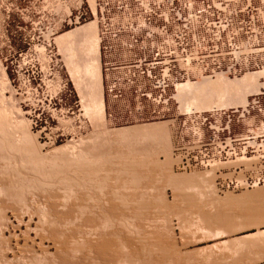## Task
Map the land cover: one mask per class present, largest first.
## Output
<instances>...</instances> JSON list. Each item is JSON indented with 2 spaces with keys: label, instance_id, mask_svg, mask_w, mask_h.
<instances>
[{
  "label": "rangeland",
  "instance_id": "1",
  "mask_svg": "<svg viewBox=\"0 0 264 264\" xmlns=\"http://www.w3.org/2000/svg\"><path fill=\"white\" fill-rule=\"evenodd\" d=\"M89 4H93V2L91 0H0V264H108L109 262L110 264H129V260L130 264H152L153 260V264H264V233H262L264 229V197L258 200L249 199L252 193L254 194L257 190L264 189V95L261 96L259 104H236L241 98V95L237 92L238 90L236 91L235 89L236 87H233L232 90L226 89V87L223 89L214 88L210 92L211 94L214 90L216 92L214 91L212 95L208 94V98L211 96L208 101L212 99L211 101L215 103L218 101V98L224 97L225 93L226 97L231 99L237 92L234 96L235 101L233 100L235 103L226 107L215 106L212 109L185 111L180 99L177 97V86L187 81L201 82L200 80L202 79L183 80L176 85H172L167 90L166 97L160 100L155 99L159 94V90L155 88L153 81L148 82L146 86L141 85L137 81L132 82L128 78L126 68H112L102 62L100 63V71L105 99V115L101 117V115H96L97 112L95 115H93L94 113H89L87 110L88 106H86L87 103H85L87 101L86 98L91 97L90 99H93L94 95L99 92L96 86L97 83L94 85L95 79H91L90 75H93L92 72L90 74V70L86 68L87 63H89L86 60V51L89 49L81 41L80 44L74 46L76 48L73 47L69 53L63 54L60 52L56 42L60 34L79 29L91 22L92 19H90L89 15L83 16L79 22H75V16L80 12L89 10ZM68 59L71 60L70 64ZM71 65H77V69L80 68L77 71L79 74L81 73L80 78L84 81L83 85L86 86L87 90L85 92L87 94H82L74 81L70 73ZM137 71H141V69ZM218 75L220 73L208 78L215 79ZM224 75L232 81H236L244 76H233L228 73H224ZM88 76V79L83 78ZM259 82L261 84L260 80ZM144 87L147 90H144ZM144 92H152L153 96L147 97L143 94ZM236 95H239L238 97L240 98H237ZM252 98L253 94L247 97V101H251ZM236 108H239L238 111H234ZM200 112L208 115L217 113V121L214 122L212 120V124L216 125L217 128L227 126L226 130L221 129L222 131H217V139L226 141L229 146L237 147L239 151H243L242 157L238 156L237 159L232 157L227 162H214L209 164L202 162L195 167L182 163L181 157L188 154L189 146H191L195 136H198L197 132L202 133L203 139L206 142L207 139L209 141V138L213 135V131L216 130L210 127V122H208L207 126L193 119ZM159 123H163L165 126L167 125L166 128L162 126L166 134L164 131H161L163 134L159 131L163 130L161 127L162 129L159 128L158 130V133L161 134H158V136L157 133L151 134L155 138L150 137L151 135H146V137L145 135H142L143 137L141 135L134 137L135 135H133V138H127L124 141L117 139L114 134H110V131H114L115 128H128ZM104 126L106 129H110L109 132H105L106 129H103ZM97 131L98 133H95ZM113 131L111 132L113 133ZM167 133L169 134L167 135ZM97 135L98 137H96ZM161 136L164 137V140ZM104 137L106 138L107 144L105 143ZM169 137L171 140L167 139ZM152 138L157 140H153ZM22 139L24 141H21ZM140 139L141 143H138ZM101 140H104L102 141L104 144L101 143ZM111 140H113L112 142L115 141V145L110 144L112 143ZM98 143H100L99 148ZM131 143L133 146L129 145ZM85 145H87L86 149L88 151L84 149ZM120 145L127 147H120ZM133 147L134 149H132ZM95 148L98 152L95 151ZM140 148L143 150H140ZM82 150L85 151L84 155L81 153ZM100 151H102L101 154H99ZM73 152L75 154L77 152V154L75 155ZM80 153L83 157L85 156V159L86 157L89 158L84 159L85 162L82 161L79 155ZM37 154L41 157L40 159L39 157L37 158ZM91 154L94 156L92 157ZM97 154L104 157L101 158ZM67 156L71 158L73 156L72 161L71 158H69L70 160L66 158ZM74 156L77 158L74 159ZM127 156H129L128 159ZM63 157H65L66 162ZM94 157L97 161L99 158L103 164L99 161L98 163ZM129 158L130 161H128ZM133 158H137V161L135 159L133 160ZM116 159L124 160L118 161ZM67 160L73 166L67 163ZM110 160L113 162V165ZM74 161H77V163L83 162L82 164L89 162V164H86L88 165V171H86V166V168H81L83 170H80L79 168L82 164L80 163V165L75 162L77 164L76 166L73 163ZM94 161L97 164L95 168ZM134 161L138 164L135 165L136 163L134 164ZM119 162H121V165ZM164 162L168 166L170 163L171 168H169L170 166H165ZM55 163L57 167H55ZM66 165L71 166V168H66L68 167ZM111 165L114 168L110 167V169L109 166ZM132 165H135V167ZM60 166H64L62 167L63 170L62 168L60 169ZM118 166L120 168L123 166V169H120ZM82 167L84 166L82 165ZM124 167H126V174L123 172ZM90 168H94L92 171L96 170L97 172L88 173L91 172ZM118 168L123 170V174L120 173L121 171ZM76 169L77 172L75 171ZM162 169L163 171H167L164 173ZM64 170L67 172L65 171V173ZM78 170H80L79 173ZM98 170L100 172L103 171V173L101 172L100 175ZM131 170L134 172L138 170L135 173L138 176L133 175L134 172ZM72 171H75L74 173L77 174L72 173ZM210 171L214 174L212 175ZM54 172L59 175V177L56 175L59 179L55 177ZM193 172L199 173L198 177L193 179L194 181L176 183L173 180L174 178H172L174 175L191 174ZM206 172L209 175L208 177H206ZM108 173L111 178L107 176ZM115 173L117 174L115 175ZM50 174H52V177ZM82 174H85L86 177L82 176ZM94 174L98 176L92 179ZM69 175H72L71 179ZM78 175L85 178H80ZM89 175L92 176L90 177ZM117 175L118 178H123V176L124 178L118 179ZM126 175L130 176V178ZM20 176L23 177V180ZM17 177L19 179L16 181ZM62 177H65L64 180ZM105 177L108 178L106 179ZM140 177H142L141 180ZM67 178L69 179L66 181ZM74 178L78 181V184ZM135 179H139V182ZM13 180L16 181L14 183L17 185L13 183ZM29 180L33 185L40 183V185H35L38 189L35 186L32 187V184H29ZM93 180L96 183H93ZM54 183H59L60 185H52ZM67 183L71 187H68L69 185ZM92 183L97 184L98 187H96L97 185H94V187ZM10 184L15 186L18 192L16 189V191L11 192L12 189L9 188L11 186ZM102 184L105 186L102 187ZM113 184L115 186L117 184L116 188ZM21 185H25V187L22 186L24 187L22 189L20 187ZM64 185L65 187H63ZM78 185L85 186L80 187ZM4 186H7L9 189ZM58 187H63V189H58ZM20 189L21 191L23 190L22 193H19L21 192L19 191ZM64 189L66 190L64 191ZM102 189L104 190L101 191ZM5 190L7 191L5 192ZM8 190H11L10 193H13L12 196H10L11 194L8 193ZM71 190H76L74 191L76 195L73 192L71 193ZM119 192L121 193L119 194ZM18 193L23 195L20 196ZM68 193L70 197L67 196ZM125 193L127 194L125 195ZM228 194L238 195L241 203L237 205L233 202L225 209V212L227 211L228 215H230L228 235L214 237L213 233L218 228V225L212 220V217H214L212 214L216 208H219V200ZM9 197H12V199L15 198V201ZM123 199L126 200L124 201ZM126 201L127 204L125 203ZM66 204H69V206L67 207ZM110 204L116 206L113 207ZM104 206L106 207V211H111L107 209L108 207H113L114 209H111L117 211H115L116 213L111 214L110 212L109 214L105 211ZM84 207H86V210ZM71 208L75 210H71ZM58 213L61 214L59 215ZM218 215L220 217L223 213ZM78 218L80 222L77 221ZM94 219L96 220L95 222L98 221V225L93 221ZM101 223L104 225L103 228ZM95 225L101 228L99 229L97 227V229ZM75 226H78L77 229L79 232L75 229ZM71 227L74 229H71ZM65 235L67 237L66 239ZM110 235L111 237H108ZM121 236L123 237L122 240L126 238L124 243L120 240ZM93 237H96L97 240ZM237 238L245 239L241 244L231 242L225 245L223 243V240L228 239V241H231ZM107 239H110L113 243L106 244L108 248L110 247L113 252H117L112 253V250H108L105 245L106 250H104L111 253V257L108 256V252V254H104L105 256L101 254L105 251H101L103 247L101 248L100 244H98L102 243V246V241L105 240L104 242L106 243ZM155 241H158V245L161 247ZM78 243L80 246L83 245L81 246L83 249ZM125 243H128V245L122 246ZM75 244L82 249L81 253L76 251L80 250V248L78 249L77 246L75 248ZM71 245L74 246L71 247ZM84 245H87L86 248L92 247L94 251H97L94 252L90 250L91 248L86 249ZM142 245L145 246L143 247ZM150 245L154 249L152 247L149 248ZM99 247L101 250L98 249ZM129 248L132 249L130 250ZM70 249L71 252L69 251ZM118 249H121L120 254L124 253V257L121 256L120 258L118 256L120 255L118 254ZM155 249L158 251H155ZM137 250L142 253H139ZM75 251L78 255L75 254ZM130 251H134L135 253H131ZM148 251L150 253L152 252L151 255ZM127 252L130 254L127 255ZM155 252L157 253L155 254ZM133 254L135 255L132 256ZM138 254L142 256L139 258L140 260L138 259ZM159 255L161 260L159 259ZM144 257L146 260L149 258L145 263L142 261ZM100 258L101 260H99ZM156 258H158L157 262L155 261Z\"/></svg>",
  "mask_w": 264,
  "mask_h": 264
},
{
  "label": "built area",
  "instance_id": "2",
  "mask_svg": "<svg viewBox=\"0 0 264 264\" xmlns=\"http://www.w3.org/2000/svg\"><path fill=\"white\" fill-rule=\"evenodd\" d=\"M86 15L98 23L104 64L126 68L132 82L146 86L153 81L159 90L155 99H164L170 86L183 80L221 72H261L262 88L248 105L259 104L264 95V0H94L75 22ZM216 115H195L194 120L207 126L210 122L216 130L206 142L196 131L182 163L195 167L243 156L237 147L217 139V131L227 126L212 124Z\"/></svg>",
  "mask_w": 264,
  "mask_h": 264
},
{
  "label": "bare ground",
  "instance_id": "3",
  "mask_svg": "<svg viewBox=\"0 0 264 264\" xmlns=\"http://www.w3.org/2000/svg\"><path fill=\"white\" fill-rule=\"evenodd\" d=\"M91 1L94 2V0H91ZM81 41H82V42H81ZM56 42H57V44H58V46H59V49H60V52H61V53H62V52H63V53H64V52L67 53V52H68L67 50H69V51L72 50V48H73L75 45L80 44V42H81V43L84 42V43L86 44V47H88L89 52H90V53H89V54H90L89 56H90L91 58L88 56V58L90 59V61H89V59H88V62H89V63H87L88 65L86 64V65H87L86 68H87L88 70H90V74H91V72H92L93 75H90V76H91V79H92V78L95 79V82H94V81H93V82H94V85H95V83H97L96 86H97L99 92H97L96 95H94V98H93V99H90L91 97L88 98V99L86 98L87 101H85V103H87L86 106H88V108H87V107H86V108H87V110H88L89 113H94L93 115H95V113L97 112L96 115H99V116L101 115V117L104 116V115H105V113H104V112H105V101H104L103 86H102V85H103V84H102V76H101V71H100V62H99V52H100V47H99V45H100V44H99L98 23H97V21H93V20H91L90 23L85 24L84 26L80 27L79 29H74V30H71V31H68V32H65V33L60 34V35L57 37ZM74 48H76V47H74ZM85 49H86V48H85ZM65 53H64V54H65ZM68 53H69V52H68ZM64 56H65V55H64ZM84 56H85V55H84ZM71 58H72V57H71ZM86 60H87V59H86ZM70 61H71V60L68 59L69 64H70ZM69 64H68V65H69ZM71 66H72V65H71ZM71 66H70V67H71ZM79 67H80V66H79ZM77 68H78L77 65L72 66V67L70 68V69H71L70 73H71V75H72L74 81H75L76 84L78 85V87H79L81 93H82V94L84 93V95H85V93H86L85 90H87V89H86V86L83 85L84 81L80 78V74H81V73L79 74V72L77 71V70H79L80 68H79V69H77ZM87 69H86V70H87ZM86 73H87V72H86ZM88 74H89V73H88ZM261 75H262L261 72H259V73H258V72H256V73H253V72H252V73H247V74L244 75L242 78L237 79L236 81H232V80H230L228 77H226V76L224 75V73H220V75H218L217 78H215V79L203 78L201 82L187 81V82L181 83V84H179V85L177 86V97L180 99V102L182 103V106H183V108H184L185 111H187V110H188V111H189V110H194V109H195V110H204V109H207V108H208V109H210V108L212 109V108L215 107V106H219V107H220V106L222 107V106H224V105H226V106L229 105V106H230V105H232V104L235 103V102H234V101H235V100H234V96H235V94H236L237 92H238V94L241 95V98L238 97L239 95H236L237 98H240V100H238V101L236 102V104H237V103H240V104H245V103H246V104H247V103H248V101H247V97H248L249 95L253 94V93L258 92V91L260 90V87L262 86V83L260 84V82H259V80H260V76H261ZM81 76H82V75H81ZM94 76H95V77H94ZM83 78H84V79H85V78L88 79L89 76H88V77H83ZM89 80H90V79H89ZM88 87H89V86H88ZM92 87H94V86H92ZM225 87H226V89L228 88L229 90H230V89L232 90L233 87H236V88H235L236 91L238 90L235 94L232 93V94H234V96H233V98H231L232 100L229 98L231 101L229 100V101L227 102L226 99H228V97H226V93H225V96H224L226 99L223 100V102H222L221 98L224 99V97H221L220 100H219V101H221V102L218 101L219 103H218V102L215 103L216 105L213 103V101H212L211 103H210V101H208L207 104H204V103H205V102H204V98H205L206 96H203V97H204L203 99L200 98V96L202 97V93H203V92H204L203 95H207V93H205V92H208V94L210 95V94H211L210 91L213 90L214 88H220V89H223V88H225ZM96 90H97V89H96ZM214 91H215V90H214ZM214 91H212V94L214 93ZM218 91H219V90H218ZM215 92H216V91H215ZM225 92H226V91H225ZM231 92H232V91H231ZM92 93H93V92H92ZM229 93H230V92H229ZM86 94H87V93H86ZM212 94H211V95H212ZM214 95H215V94H214ZM219 95H220V94H219ZM84 97H86V96H84ZM206 98H207V97H206ZM206 98H205V101L207 102V99H210L211 96H210V98H207V99H206ZM201 99H202V100H201ZM218 99H219V98H218ZM233 100H234V101H233ZM236 100H237V99H236ZM246 101H247V102H246ZM203 102H204V103H203ZM182 106H181V107H182ZM226 106H225V107H226ZM93 111H94V112H93ZM91 115H92V114H91ZM98 120H99V119H98ZM0 121H1V120H0ZM162 126H164V127L166 128L167 125L165 126V124H163V123H159V124L142 125V126H136V127L133 126V127H128V128H126V127H124V128H118V129L115 128L114 131L111 130V131H113V133L110 131V134H114V136L117 137V139H121V140H124V141H125V139H127V138H128V139L131 138V137L133 138V135H135L134 137H136V136L138 137V135H141V136H142V135H143V136L145 135V137H146V135H149V136H150L151 134H156V133H157V136H158V134H161V133H162L161 131H164L165 134H166V131H165V129H164ZM96 127H97V126H96ZM99 127H100V126H99ZM161 127L163 128V130H159V128H161ZM162 128H161V129H162ZM97 129H98V127H97ZM103 129H106L105 126H104ZM109 130H110V129H109ZM109 130L106 129L105 132L107 133V131L109 132ZM158 130H159L161 133H158ZM167 131H168V130H167ZM28 132H30V131H28ZM95 133H98V131L95 132ZM16 134H17V133H16ZM18 134H19V133H18ZM93 134H94V133H93ZM99 134H100V133H99ZM99 134H98V135H99ZM110 134H109V135H110ZM162 134H163V133H162ZM168 134H169V133H167V135H168ZM90 135H92V134H90ZM98 135H97L96 137H98ZM100 135H103V134H100ZM111 136L113 137V135H111ZM111 136H110V137H111ZM143 136H142V137H143ZM159 136H160V135H159ZM163 136H164V135H163ZM85 137H86V136H85ZM91 137H92V136H91ZM139 137H140V136H139ZM147 137H148V136H147ZM150 137L155 138V136H152V135H151ZM161 137H162V136H161ZM164 137H165V136H164ZM164 137H162V139H163ZM22 138H23V137H22ZM89 138H90V137H89ZM148 138H149V137H148ZM153 138H152V139H153ZM23 139H24V138H23ZM23 139H22L21 141H24V140H25V139H24V140H23ZM86 139H87V138H86ZM92 139H94V138H92ZM96 139H97V138H96ZM101 139H102V138H101ZM107 139H108V138H107ZM111 139H112V138H111ZM136 139H137V138H136ZM136 139H135V140H136ZM152 139H151V140H152ZM167 139H168V140H171L170 137L167 138ZM97 140H98V139H97ZM104 140H105V143H106V138H105V137H104ZM104 140H101V143H102V144H104V143L102 142V141H104ZM109 140H110V139H109ZM121 140H120V142H121ZM148 140H149V139H148ZM153 140H157V139H153ZM160 140H161V139H160ZM163 140H164V139H163ZM25 141H26V140H25ZM107 141H108V140H107ZM112 141H113V140H111V142H112ZM126 141H127V140H126ZM132 141H133V140H132ZM140 141H141V139L138 141V143H139ZM144 141H145V140H144ZM26 142H28V141H26ZM95 142H96V140H95ZM98 142H99V141H98ZM108 142H110V141H108ZM117 142H118V141H117ZM134 142H135V141H134ZM158 142H159V141H158ZM171 142H172V141H171ZM23 143H24V142H23ZM23 143H22V145H23ZM90 143H91V140H90ZM96 143H97V142H96ZM114 143H115V141L112 142V143H110V144L115 145ZM128 143H130V142H128ZM132 143H133V142H132ZM132 143L129 144V145H132ZM138 143H137V144H138ZM140 143H141V142H140ZM146 143H147V141H146ZM166 143H169V142H166ZM30 144H31V143H30ZM36 144H37V143H36ZM87 144H89V142H87ZM91 144H92V143H91ZM99 144H100V143H98V148H99ZM106 144H107V143H106ZM108 144H109V143H108ZM126 144H127V143H126ZM134 144H135V143H134ZM158 144H159V143H158ZM164 144H165V143H164ZM31 145H32V144H31ZM93 145H94V144H93ZM116 145H117V144H116ZM118 145H119V142H118ZM122 145H123V143H122ZM122 145H120V147H124V146H122ZM127 145H128V144H127ZM162 145H163V143H162ZM20 146H21V144H20ZM23 146H24V145H23ZM26 146H27V145H26ZM65 146H66V145H65ZM86 146H87V145H85V148H84V149H86ZM90 146H91V145H90ZM94 146H95V145H94ZM103 146H105V145H103ZM132 146H133V145H132ZM132 146H130V147H132ZM142 146H143V145H142ZM155 146H156V145H155ZM165 146H167V145H165ZM27 147H28V146H27ZM33 147H34V146H33ZM39 147H40V146H39ZM67 147H69V146H67ZM67 147H65V148H67ZM81 147H82V146H81ZM88 147H89V146H88ZM100 147H101V146H100ZM105 147H106V146H105ZM125 147H127V146H125ZM125 147H124V148H125ZM130 147H128V148H130ZM134 147H136V146H134ZM134 147H133L132 149H134ZM138 147H139V146H138ZM147 147H148V146H147ZM162 147H163V146H162ZM30 148H31V146H30ZM35 148H36V147H35ZM37 148H38V147H37ZM92 148H94V147H92ZM96 148H97V147H96ZM96 148H95V151L98 152V150H96ZM101 148L103 149V147H101ZM107 148H108V146H107ZM116 148H117V147H116ZM151 148H152V147H151ZM164 148H165V147H164ZM168 148H169V147H168ZM24 149H25V147H24ZM63 149H64V147H63ZM63 149H62V150H63ZM110 149H112V148L110 147ZM114 149H115V147H114ZM114 149H113V150H114ZM120 149H121V148H120ZM138 149H139V148H138ZM146 149H148V148H146ZM28 150H29V149H28ZM28 150H27V151H28ZM35 150H36V149H35ZM54 150H55V149H54ZM59 150H60V148H59ZM68 150H70V149L68 148ZM73 150H74V149H73ZM86 150H87V149H86ZM91 150H92V149H91ZM100 150H101V149H100ZM118 150H119V149H118ZM125 150H127V149H125ZM125 150H123V151H125ZM130 150H131V149H130ZM140 150H143V149L140 148ZM164 150H165V149H164ZM30 151H31V150H30ZM32 151H33V150H32ZM76 151H77V150H76ZM83 151H84V150H82L81 153L84 155L85 151H84V152H83ZM87 151H88V150H87ZM89 151H90V150H89ZM104 151H105V150H103V152H104ZM34 152H35V151H34ZM101 152H102V151H100L99 154H101ZM106 152H107V149H106ZM106 152H104V153H106ZM108 152H109V151H108ZM110 152H112V151H110ZM117 152H118V151H117ZM121 152H122V151H121ZM134 152H135V151H134ZM137 152H138V151H137ZM143 152H144V151H143ZM73 153H74V152H73ZM81 153H80L79 155L81 156L82 161L85 162V160H86L87 158H89V157H86V159H85V156L83 157ZM90 153H91V152H90ZM93 153H96V152H93ZM93 153H92V154H93ZM104 153H102V154H104ZM118 153H119V152H118ZM122 153H123V152H122ZM124 153H125V152H124ZM129 153H131V152H129ZM140 153L142 154V152H140ZM140 153H139V154H140ZM166 153H167V152H166ZM74 154H75V153H74ZM76 154H77V152H76ZM76 154H75V155H76ZM87 154H88V152H87ZM92 154H91V156L93 157L94 155H92ZM99 154H97V156H98ZM111 154H112V153H111ZM114 155H115V154H114ZM129 155H130V154H129ZM132 155H133V154H132ZM69 156H70V155H69ZM80 156H78V157H80ZM89 156H90V155H89ZM99 156H100V155H99ZM105 156L108 157V155H106V154H105ZM110 156H111V155H110ZM120 156H121V155H120ZM120 156H119V157H120ZM122 156H123V155H122ZM169 156H170V155H169ZM38 157H39V156H38V154H37V158H38ZM100 157H101V156H100ZM103 157H104V156H103ZM103 157H101V158H103ZM111 157H112V156H111ZM111 157H110V158H111ZM124 157H125V155H124ZM128 157H129V156H127V159H128ZM137 157H138V156H137ZM140 157H141V156H140ZM40 158H41V157H39V159H40ZM42 158H43V157H42ZM64 158H65V157H63V159H64ZM66 158L69 159V158H71V157H68V156H67ZM72 158H73V156H72ZM72 158H71V161H72ZM75 158H77V157L74 156V159H75ZM96 158H97V157H96ZM101 158H100V159H101ZM115 158H116V157H115ZM120 158H121V157H120ZM122 158H123V157H122ZM167 158H168V157H167ZM39 159H37V160H39ZM63 159H62V160H63ZM84 159H85V160H84ZM92 159H93V158H92ZM92 159H91V160H92ZM94 159H95V157H94ZM113 159H114V157H113ZM113 159H112V161H113ZM124 159H125V158H124ZM124 159H121V160H124ZM134 159L136 160L137 158H133V160H134ZM142 159H143V158H142ZM142 159H141V160H142ZM64 160H65V159H64ZM69 160H70V159H69ZM69 160H67V163H70ZM79 160H80V159H79ZM79 160H78V161H79ZM91 160H90V161H91ZM95 160H96V159H95ZM102 160H103V161H106V160H104V159H102ZM116 160H118V159H116ZM116 160H115V161H116ZM121 160H118V161H121ZM133 160H132V162H133ZM138 160H139V159H138ZM167 160H168V159H167ZM87 161H89V160H87ZM96 161H97V160H96ZM98 161L101 162V160H99V158H98ZM98 161H97V162H98ZM110 161H111V160H110ZM112 161H111V162H112ZM128 161H130V158H129ZM128 161H127V162H128ZM136 161H137V160H136ZM168 161H169V160H168ZM170 161H172V160H170ZM54 162H55V161H54ZM60 162H62V161H60ZM65 162H66V160H65ZM75 162L77 163V161H74L73 163H75ZM99 162H98V163H99ZM111 162H110V164H111ZM113 162H114V161H113ZM113 162H112V165H113ZM116 162H117V161H116ZM122 162H124V161H122ZM156 162H157V161H156ZM38 163H39V162H38ZM76 163H75V164H76ZM78 163H79V162H78ZM78 163H77V164H78ZM80 163L82 164L83 162H80ZM80 163H79V164H80ZM90 163H92V162H90ZM93 163L95 164V165H94V168H95V166H96L97 164L95 163V161H94ZM101 163H102V162H101ZM106 163H108V162H106ZM119 163H120V165H121V162H119ZM119 163H117V164H119ZM128 163H129V162H128ZM135 163H136V162L134 161V164H135ZM144 163H145V161H144ZM159 163H161V162H159ZM159 163H158V164H159ZM162 163H163V162H162ZM164 163H165V162H164ZM58 164H59V162H58ZM71 164H72V163H70V165H71ZM77 164H76V166H77ZM81 164H80V165H81ZM84 164H85V163H84ZM84 164H82L84 167H82V165L80 166V168H79L80 170H83V169H81V168H86V167L88 166V165H86V164H89V162H87L85 165H84ZM102 164H103V163H102ZM102 164H101V165H102ZM104 164H105V163H104ZM114 164H115V163H114ZM123 164H125V163H123ZM137 164H138V163H136L135 165H137ZM140 164H141V163L139 162V165H140ZM148 164H149V163H148ZM158 164H157V165H158ZM54 165H55V167H57V166H56V163H55ZM68 165H69V164H68ZM68 165H66V166H68ZM90 165H91V164H90ZM107 165H108V164H107ZM112 165L109 166V168L112 167ZM129 165H130V164H129ZM135 165H134V166L132 165V166L135 167ZM170 165H171V164L169 163V166H170ZM172 165H173V164H172ZM42 166H43V165H42ZM42 166H41V167H42ZM71 166H73V165H71ZM71 166H70V167L68 166V167H66V168H71ZM85 166H86V167H85ZM91 166H92V165H91ZM115 166H116V165H115ZM124 166H125V165H124ZM127 166H128V165H127ZM127 166H126V167H127ZM140 166H141V165H140ZM165 166H168V164L165 163ZM169 166H168V167H169ZM38 167H39V166H38ZM38 167H37V168H38ZM62 167H64V166H62ZM62 167L60 166V169H61ZM74 167H75V165H74ZM92 167H93V166H92ZM96 167H97V166H96ZM100 167H101V166H100ZM103 167H104V166H103ZM106 167H107V166H106ZM118 167L120 168V166H118ZM126 167H124V171H123V170H120V169H123V166H122L120 169L118 168V169L121 171L120 173H122V171L125 172V171H126V170H125ZM129 167H130V166H129ZM129 167H128V168H129ZM136 167H137V166H136ZM159 167H160V165H159ZM162 167H163V164H162ZM42 168H44V167H42ZM58 168H59V167H58ZM72 168H73V167H72ZM94 168H92V169H94ZM112 168H114V167H112ZM115 168H117V167H115ZM128 168H127V170H128ZM130 168H131V167H130ZM138 168H139V167H138ZM147 168H148V167H147ZM147 168H145V169H147ZM157 168H158V167H157ZM157 168H156V169H157ZM169 168H171V166H170ZM169 168H168V169H169ZM38 169H40V168H38ZM44 169H45V168H44ZM54 169L56 170V168H54ZM64 169H65V168H64ZM74 169H75V168H74ZM90 169H91V168H90ZM92 169H91V172H88V173H92V172L96 171V170L92 171ZM97 169H98V168H97ZM107 169H108V168H107ZM110 169H111V168H110ZM165 169H167V168H165ZM51 170H52V169H51ZM51 170H50V172H51ZM58 170H59V169H58ZM62 170H63V168H62ZM67 170H69V169H67ZM71 170H72V169H71ZM80 170H78V173H79ZM84 170H85V169H84ZM100 170H102V169L100 168ZM104 170H106V169H104ZM112 170H113V169H112ZM114 170H115V169H114ZM133 170H134V169H133ZM142 170H143V168H142ZM149 170H150V169H149ZM151 170H152V169H151ZM47 171H48V170H47ZM65 171H66V170H64V172H65ZM75 171L77 172V169H76ZM75 171H74V172H75ZM86 171H88V167L86 168ZM89 171H90V170H89ZM98 171H99V170H98ZM116 171H117V169H116ZM116 171H115V172H116ZM129 171H130V170H129ZM131 171H132V170H131ZM136 171H138V170H135V172L132 171V172H134L133 175H135ZM144 171H145V170H144ZM162 171H163V169H162ZM166 171H167V170H166ZM166 171H163V172L165 173ZM171 171H172V170H171ZM57 172H58V171H57ZM66 172H67V171H66ZM66 172H65V173H66ZM68 172H70V170H69ZM74 172L72 171V173H74ZM96 172H97V171H96ZM96 172H95V173H96ZM101 172L103 173V171H101ZM101 172L99 171V174H100ZM110 172H111V170H110ZM127 172H128V171H127ZM146 172H147V171H146ZM208 172H209V171H208ZM44 173H45V172H44ZM59 173H60V170H59ZM65 173H64V174H65ZM70 173H71V172H70ZM81 173H82V171H81ZM112 173L114 174V172H112ZM118 173H119V172H118ZM142 173H143V171H142ZM156 173H157V172H156ZM158 173H159V172H158ZM168 173H169V171H168ZM210 173H211V171H210ZM215 173H216V172H215ZM48 174H49V173H48ZM48 174H45V175L47 176ZM54 174H55V172H54ZM54 174H53V175H54ZM61 174H62V173H61ZM61 174H60V175H61ZM74 174H77V173H74ZM96 174H97V173H96ZM116 174H117V173H115V175H116ZM122 174H123V173H122ZM125 174H126V172H125ZM125 174H124V175H125ZM128 174H129V173H128ZM140 174H141V172H140ZM143 174H144V173H143ZM147 174H148V173H147ZM172 174H173V173H172ZM204 174H205V173H204ZM206 174H207V172H206ZM211 174L213 175L214 173H211ZM56 175H58V174H55V177H57ZM87 175H88V174H87ZM100 175H101V174H100ZM100 175H99V176H100ZM102 175H103V174H102ZM119 175H120V174H119ZM129 175H130V174H129ZM169 175H170V174H169ZM198 175H199L198 172H193V173H191V174H189V175H188V174H186V175H185V174H184V175H179V176L177 175L176 177H179L180 180H181L182 182H185V181L182 180V178L185 179V178L188 177L189 179H194V178L198 177ZM200 175H201V174H200ZM12 176H13V175H12ZM48 176H49V175H48ZM50 176L52 177V174H50ZM66 176H68V174H66ZM66 176H65V177H66ZM71 176H72V175H69V178H70V179H71ZM75 176H76V175H75ZM78 176H79V175H78ZM82 176H85V174H84V175L82 174ZM82 176H81V177L79 176V177H80V178H85V177H86V176H85V177H82ZM89 176L91 177L92 175H89ZM95 176L97 177L98 175H95V174H94L92 179H94ZM104 176H105V175H104ZM107 176L110 177V174L108 173ZM122 176H123V175H122ZM126 176H128V175H126ZM131 176H132V175H131ZM135 176H138V174L135 175ZM170 176H171V175H170ZM174 176H175V175H174ZM202 176H203V175H202ZM208 176H209V175L207 174L206 177H208ZM20 177H21V176H20ZM25 177H27V176H25ZM25 177H24V178H25ZM53 177H54V176H53ZM58 177H59V175H58ZM58 177H57V178H58ZM60 177H61V176H60ZM65 177H64V178H65ZM90 177H89V178H90ZM108 177H107V178H108ZM115 177H116V176H115ZM132 177H133V176H132ZM176 177H175V178H176ZM199 177H201V176H199ZM57 178H56V179H57ZM62 178H63V177H62ZM64 178H63V180H64ZM69 178H67L66 181H67ZM75 178H76V177H75ZM75 178H74V180L76 181ZM98 178H99V177H98ZM105 178H106V177H105ZM107 178H106V179H107ZM110 178H111V177H110ZM112 178H113V177H112ZM117 178H118V175H117ZM117 178H115V179H117ZM119 178H121V177H119ZM119 178H118V179H119ZM123 178H124V176H123ZM123 178H121V179H123ZM125 178H126V177H125ZM128 178H130V176H128ZM128 178H127V179H128ZM135 178H136V177H135ZM138 178H139V177H138ZM141 178H142V177H140V180H141ZM170 178H171V177H170ZM172 178H174V177H172ZM179 178H177V179H179ZM202 178H203V177H202ZM18 179H19V178L17 177L16 181H17ZM21 179L23 180V177H21ZM21 179H20V180H21ZM26 179H27V178H26ZM45 179H48V178H45ZM49 179H50V178H49ZM53 179H54V178H53ZM58 179H59V178H58ZM58 179H57V181H58ZM92 179H91V180H92ZM101 179H102V176H101ZM101 179H100V180H101ZM106 179H105V181H106ZM127 179H126V180H127ZM204 179H205V178H204ZM30 180H31V179H30ZM30 180H29V184H30L31 181H32V180H31V181H30ZM78 180H79V178H78ZM81 180H82V179H81ZM84 180H86V179H84ZM87 180H88V179H87ZM111 180H112V179H111ZM126 180H125V181H126ZM131 180H132V178H131ZM135 180H136V179H135ZM173 180H174V179H173ZM180 180H178V181H180ZM16 181L13 180V183L16 182ZM26 181H27V180H26ZM48 181H49V180H48ZM51 181H52V180H51ZM55 181H56V180H55ZM60 181H61V180H60ZM70 181H72V180H70ZM96 181H97V179H96ZM114 181H115V180H114ZM118 181H119V180H118ZM133 181H134V179H133ZM133 181H132V182H133ZM136 181L139 182V179H137ZM174 181H175V180H174ZM178 181H177V182H178ZM181 181H180V182H181ZM187 181H188V179H186V182H187ZM190 181H191V180H190ZM193 181H194V180H193ZM22 182H23V181H22ZM62 182H63V181H62ZM76 182H77V184H78V181H76ZM76 182H75V183H76ZM87 182H88V181H87ZM89 182H91V181H89ZM99 182H101V181H99ZM107 182H108V181H107ZM115 182H116V181H115ZM122 182H123V181H122ZM172 182H173V181H172ZM186 182H185V183H186ZM10 183H11V182H10ZM18 183H19V182H18ZM24 183H26V182H24ZM24 183H22V184H24ZM33 183H34V182H33ZM35 183H37V182H35ZM46 183H48V182H46ZM51 183H52V182H51ZM59 183H60V182H59ZM59 183H57V184H59ZM63 183H64V182H63ZM65 183H66V182H65ZM68 183H71V182H68ZM68 183H67V184H68ZM75 183H74V184H75ZM81 183H84V182H81ZM93 183H96V182L93 180ZM93 183H92L93 186L98 184V182H97V184H93ZM101 183H102V182H101ZM101 183H100V184H101ZM120 183H121V181H120ZM140 183H141V182H140ZM140 183H139V184H140ZM178 183H179V182H178ZM5 184H6V183H5ZM14 184H16V183H14ZM20 184H21V183H20ZM31 184H32V183H31ZM31 184H30V185H31ZM38 184L40 185V183H37V184H35V185H38ZM41 184H42V182H41ZM44 184H45V183H44ZM48 184H49V183H48ZM55 184H56V183H54V184H52V185H55ZM57 184H56V185H57ZM61 184H62V183H61ZM71 184H73V183H71ZM86 184H87V183H86ZM86 184H85V185H86ZM103 184H104V183H103ZM103 184H102V187L105 186V185H103ZM105 184H106V183H105ZM110 184H111V183H110ZM110 184H108V185H110ZM114 184H115V183H114ZM114 184H113V185H114ZM117 184H118V183H117ZM117 184H116V186H117ZM10 185H11V184H10ZM16 185H17V184H16ZM30 185H29V186H30ZM35 185L32 184V187L35 186ZM45 185H46V184H45ZM59 185H60V184H59ZM59 185H58V186H59ZM68 185H69V184H68ZM80 185H81V184H80ZM80 185H78V186H80ZM85 185H83V186H85ZM106 185H107V184H106ZM113 185H112V186H113ZM125 185H126V184H125ZM134 185H135V184H134ZM134 185H133V186H134ZM136 185L139 186L138 184H136ZM7 186H8V182H7ZM7 186H6V187L4 186V187H5V188H8ZM11 186H12V185H11ZM11 186H10L9 188H11L12 191H11V190H8V191H9L8 193H10V191L13 192V191H16V190H17V192H18V189H16L15 186H12V187H11ZM22 186L25 187V185H21L20 187H22ZM27 186H28V185H27ZM27 186H26V187H27ZM47 186H48V185H47ZM47 186H46V187H47ZM66 186H67V185H66ZM76 186H77V185H76ZM83 186H80V187H83ZM86 186H87V185H86ZM93 186H92V187H93ZM100 186H101V185H99V187H100ZM114 186H115V185H114ZM116 186H115V188H116ZM137 186H136V188H137ZM13 187H14V190H13ZM16 187H17V186H16ZM20 187H18V188H20ZM24 187H22V189H23ZM30 187H31V186H30ZM30 187H29V188H30ZM41 187H42V186H41ZM48 187H49V186H48ZM55 187H56V186H55ZM63 187H65V185H64ZM63 187H62V188H61V187H58V189H60V188L63 189ZM68 187H71V185H69ZM80 187H79V188H80ZM94 187H95V186H94ZM96 187H98V185H97ZM102 187H100V188H102ZM108 187H109V186H108ZM127 187H129V186H127ZM9 188H8V189H9ZM35 188L38 189L36 186H35ZM49 188H50V187H49ZM66 188H67V187H66ZM125 188H126V187H125ZM15 189H16V190H15ZM26 189H27V188H26ZM33 189H34V188H33ZM69 189H71V188H69ZM72 189H73V187H72ZM74 189H76V188H74ZM77 189H78V187H77ZM80 189H81V188H80ZM90 189H91V188H90ZM95 189H96V188H95ZM95 189H94V190H95ZM104 189H105V188H104ZM104 189H102L101 191H103ZM118 189H119V188H118ZM55 190H56V189H55ZM65 190H66V189H64V191H65ZM84 190H86V189H84ZM92 190H93V189H92ZM92 190H91V191H92ZM94 190H93V191H94ZM106 190H107V189H106ZM113 190H115V189H113ZM120 190H121V189H120ZM120 190H119V191H120ZM6 191H7V190H5V192H6ZM19 191H21V189H20ZM25 191H26V190H25ZM46 191H47V190H46ZM62 191H63V190H62ZM62 191H61V192H62ZM67 191H68V190H67ZM74 191H76V190H74ZM74 191L71 190V193L73 192V194L76 195V194L74 193ZM77 191H78V190H77ZM79 191H80V190H79ZM91 191H90V192H91ZM93 191H92V192H93ZM95 191H96V190H95ZM98 191H99V188H98ZM3 192H4V189H3ZM17 192H16V193H17ZM22 192H23V190H22L21 192H19V193H22ZM53 192H54V190H53ZM59 192H60V191H59ZM80 192H81V191H80ZM84 192H85V191H84ZM90 192H89V193H90ZM107 192H108V191H107ZM112 192H113V191H112ZM122 192H123V191H122ZM19 193H18V195H20ZM24 193H25V192H24ZM63 193H64V192H63ZM76 193H77V192H76ZM78 193H79V192H78ZM115 193H116V191H115ZM115 193H114V194H115ZM120 193H121V192H119V194H120ZM128 193H130V191H128ZM257 193H258V192H257ZM257 193H256V194H257ZM10 194H11V193H10ZM51 194H52V193H51ZM55 194H56V193H55ZM55 194H54V195H55ZM59 194H60V193H59ZM59 194H58V195H59ZM65 194H66V193H65ZM87 194H88V193H87ZM96 194H97V193H96ZM107 194H108V193H107ZM126 194H127V193H125V195H126ZM132 194H133V193H132ZM12 195H13V193H12L10 196H12ZM14 195H15V194H14ZM22 195H23V194H22ZM22 195H20V196H22ZM78 195H79V194H78ZM78 195H77V196H78ZM92 195H93V194H92ZM108 195H109V194H108ZM116 195H117V193H116ZM133 195H134V194H133ZM257 195H258V197L260 196V199H262V198L264 197V190H261ZM7 196H8V195H7ZM20 196H19V198H20ZM56 196H57V195H56ZM62 196H63V195H62ZM67 196H69V193L67 194ZM67 196H66V197H67ZM90 196H91V195H90ZM96 196H97V195H96ZM127 196H128V195H127ZM127 196H125V197L127 198ZM14 197H15V196H14ZM16 197H17V196H16ZM69 197H70V196H69ZM92 197H93V196H92ZM117 197H119V196H117ZM117 197H116V198H117ZM122 197H123V196H122ZM128 197H129V196H128ZM130 197H132V196H130ZM255 197H256V196H255ZM9 198L12 199V197H9ZM79 198H80V197H79ZM113 198L115 199V197H113ZM120 198H121V197H120ZM120 198H119V199H120ZM140 198H141V197H140ZM21 199H23V198H21ZM67 199H68V198H67ZM71 199L73 200L72 197H71ZM83 199H84V198H83ZM109 199H110V198H109ZM114 199H113V200H114ZM121 199H122V198H121ZM128 199H129V198H128ZM232 199H233V198H232ZM234 199H235V198H234ZM12 200L15 201V198L12 199ZM74 200H75V199H74ZM92 200H93V199H92ZM115 200H116V199H115ZM123 200H124V199H123ZM125 200H126V199H125ZM125 200H124V201H125ZM230 200H231V199H230ZM65 201H67V200L65 199ZM84 201H85V200H84ZM86 201H87V200H86ZM111 201H112V200H111ZM111 201H110V202H111ZM116 201H118V200H116ZM130 201H131V200H130ZM135 201H136V200H135ZM110 202H109V203H110ZM114 202H115V201H114ZM229 202H231V201H229ZM232 202H233V201H232ZM68 203H69V202H68ZM75 203H76V202H75ZM81 203H82V202H81ZM97 203H98V202H97ZM104 203H105V202H104ZM104 203H103V204H104ZM111 203H112V202H111ZM121 203H122V202H121ZM125 203L127 204V201H126ZM128 203H129V202H128ZM72 204H73V203H72ZM72 204H71V205H72ZM112 204H113V203H112ZM132 204H133V203H132ZM136 204H137V203H136ZM66 205H67V204H66ZM80 205H82V204H80ZM90 205H91V204H90ZM99 205H100V204H99ZM122 205H123V204H122ZM68 206H69V204L67 205V207H68ZM82 206H84V205H82ZM82 206H80V207L82 208ZM87 206H88V203H87ZM101 206H102V205H101ZM110 206H113V205L110 204ZM114 206H116V205H114ZM114 206H113V207H114ZM117 206H118V205H117ZM125 206H126V205H125ZM59 207H61V206H59ZM73 207H74V206H73ZM97 207H98V206H97ZM104 207H105V206H104ZM107 207H108V206H107ZM113 207H111V208H113ZM219 207H220V206H219ZM221 207H222V206H221ZM62 208H63V207H62ZM84 208H85V210H86V207H84ZM91 208H93V207H91ZM111 208H110V207L107 208V209L111 210V211H110L111 214L114 213L115 211H117V210H113L114 208H113V209H111ZM120 208H121V207H120ZM66 209H67V208H66ZM66 209H65V210H66ZM94 209H95V208H94ZM94 209H93V210H94ZM102 209H103V208H102ZM218 209H219V208H218ZM221 209H222V208H221ZM65 210H64V211H65ZM68 210H69V209H68ZM71 210H75V209H74V208H73V209L71 208ZM77 210H78V209H77ZM83 210H84V209H83ZM87 210H88V208H87ZM95 210H96V209H95ZM103 210H104V209H103ZM112 210H113V211H112ZM135 210H136V209H135ZM58 211H60V210L58 209ZM61 211H62V210H61ZM88 211H89V210H88ZM105 211H106V207H105ZM220 211H221V210H220ZM66 212H67V211H66ZM66 212H64V213L66 214ZM71 212H72V211H71ZM73 212H75V211H73ZM81 212H82V211H81ZM83 212H85V211H83ZM106 212H108V213L110 214V212H109L108 210H107ZM106 212H105V214H106ZM62 213H63V212H62ZM68 213H69V212H68ZM76 213H77V212H76ZM88 213H89V212H88ZM101 213H102V212H101ZM108 213H107V214H108ZM115 213H116V212H115ZM58 214H59V213H58ZM60 214H61V213H60ZM60 214H59V215H60ZM72 214H73V213H72ZM72 214H71V215H72ZM78 214H79V213H78ZM84 214H85V213H84ZM91 214H92V213H91ZM105 214H104V215H105ZM134 214H135V213H134ZM62 215H63V214H62ZM62 215H61V216H62ZM67 215H68V214H67ZM69 215H70V214H69ZM81 215H82V214H81ZM100 215H101V214H100ZM61 216H60V217H61ZM98 216H99V215H98ZM105 216H106V215H105ZM108 216H110V215H108ZM204 216H205V215H204ZM263 216H264V215H263ZM62 217H63V216H62ZM65 217H66V216H65ZM75 217H76V216H75ZM75 217H74V218H75ZM78 217H79V216H78ZM87 217H88V216H87ZM87 217H86V218H87ZM96 217H97V216H96ZM111 217H112V216H111ZM68 218H69V217H68ZM70 218H71V217H70ZM202 218H203V217H202ZM60 219H61V218H60ZM90 219H91V217H90ZM90 219H89V220H90ZM92 219H93V218H92ZM95 219H96V218H95ZM95 219L93 220L94 222L96 221ZM107 219H109V218H107ZM112 219H113V218H112ZM62 220H63V219H62ZM72 220H73V219H72ZM72 220H71V222H72ZM74 220H75V219H74ZM83 220H84V219H83ZM89 220H87V221H89ZM104 220H105V219H104ZM217 220H219V218H218ZM77 221H79V218H78ZM77 221H76V223H77ZM81 221H82V219H81ZM66 222H67V221H66ZM79 222H80V221H79ZM84 222H85V221H84ZM91 222H92V221H91ZM108 222H110V221L108 220ZM205 222H206V221H205ZM205 222H204V223H205ZM263 222H264V221H263ZM64 223H65V222H64ZM67 223H68V222H67ZM72 223H73V222H72ZM95 223L97 224L98 221L95 222ZM95 223H94V224H95ZM99 223H100V221H99ZM217 223H218V221H217ZM220 223L222 224L221 221H220ZM69 224H70V223H69ZM82 224H83V223H82ZM84 224H85V223H84ZM92 224H93V223H92ZM109 224H110V223H109ZM215 224H216V222H215ZM71 225L73 226V224H71ZM71 225H70V226H71ZM75 225H76V224H75ZM86 225H87V224H86ZM97 225H98V224H97ZM97 225H95L96 228L98 227ZM101 225H102V228H103L104 225H103L102 223H101ZM101 225H100V226H101ZM106 225H107V224H106ZM217 225H219V224H217ZM66 226H67V225H66ZM87 226H89V225H87ZM93 226H94V225H93ZM113 226H114V225H113ZM221 226H222V225H221ZM68 227H69V226H68ZM77 227H78V226H77ZM77 227L75 226V229H77ZM89 227H90V226H89ZM91 227H92V226H91ZM106 227H107V226H106ZM124 227H125V226H124ZM66 228H67V227H66ZM66 228H65V229H66ZM79 228H80V227H79ZM84 228H85V227H84ZM98 228L100 229L101 227H98ZM98 228H97V229H98ZM220 228H222V227H220ZM71 229H74V228L71 227ZM81 229H83V228H81ZM205 229H206V228H205ZM208 229H209V228H208ZM67 230H68V228H67ZM157 230H158V229H157ZM216 230H217V229H216ZM222 230H223V229H222ZM68 231H69V230H68ZM71 231H72V230H71ZM71 231H70V232H71ZM73 231H74V230H73ZM77 231H78V229H77ZM218 231H219V230H218ZM220 231H221V230H220ZM225 231H226V230H225ZM62 232H63V231H62ZM70 232H68V233H70ZM78 232H79V231H78ZM91 232H92V231H91ZM263 232H264V231H263ZM76 233H77V232H76ZM76 233H75V234H76ZM83 233H84V232H83ZM92 233H93V232H92ZM75 234H74V236H75ZM80 234L83 235L82 233H80ZM96 234H97V233H96ZM99 234H100V233H99ZM66 235L68 236V234H66ZM66 235H65V239L67 238ZM94 235H95V234H94ZM210 235H211V234H210ZM222 235H223V234H222ZM61 236H62V235H61ZM76 236H77V235H76ZM96 236H97V235H96ZM100 236H101V235H100ZM102 236H103V235H102ZM113 236H114V235H113ZM68 237H69V236H68ZM71 237H72V236H71ZM77 237H78V236H77ZM80 237H81V236H80ZM97 237H98V236H97ZM105 237H106V236H105ZM108 237H111V235L108 236ZM108 237H106V238H108ZM115 237H116V236H115ZM117 237H118V236H117ZM126 237H127V235H126ZM58 238H59V237H58ZM61 238H62V237H61ZM73 238H74V237H73ZM85 238H86V237H85ZM89 238H90V237H89ZM91 238H92V237H91ZM93 238H96V237H93ZM99 238H100V237H99ZM119 238H120V237H119ZM128 238H129V236H128ZM76 239H77V238H76ZM82 239H83V237H82ZM82 239H80V240H82ZM101 239H102V238H101ZM103 239H104V238H103ZM122 239H123V237L121 236V239H120V240H122ZM125 239H126V238H125ZM125 239H124V240H125ZM158 239H159V238H158ZM202 239H203V238H202ZM62 240H63V239H62ZM72 240H73V239H72ZM80 240H79V241H80ZM91 240H92V239H91ZM94 240H95V239H94ZM96 240H97V238H96ZM107 240H108V239H107ZM107 240H106V243L104 242L105 240H104V241L100 240V241L103 242V245H102V246H101L102 243H98V242L96 241V243L100 244V247H101V248L103 247L102 250L100 249V247H99L98 249H100L101 251L104 252V251L106 250V247H105L106 244H113V243L110 241V239L108 240V242H107ZM114 240H115V239H114ZM124 240H122L123 243H124ZM137 240H138V239H137ZM65 241H66V240H65ZM83 241H84V240H83ZM88 241H89V240H88ZM115 241H116V240H115ZM117 241H118V240H117ZM126 241H127V240H126ZM142 241H143V240H142ZM74 242H76V241L74 240ZM84 242H85V241H84ZM94 242H95V241H94ZM94 242H93V243H94ZM110 242H111V243H110ZM122 242H121V243H122ZM130 242H131V241H130ZM135 242H136V241H135ZM139 242H140V241H139ZM148 242H149V241H148ZM151 242H152V241H151ZM155 242H157V245H158L159 242H158V241H155ZM71 243H72V241H71ZM80 243H81V242H80ZM86 243H87V242H86ZM93 243H92V244H93ZM132 243H133V242H132ZM142 243L144 244V242H142ZM142 243H141V244H142ZM152 243H153V242H152ZM76 244H77V243H76ZM76 244H75V246H74V245H71V247L74 246L75 248H77L78 246H77ZM83 244H84V243H83ZM87 244H88V243H87ZM139 244H140V243H139ZM148 244H150V243H148ZM154 244H155V243H154ZM78 245H79V243H78ZM89 245H90V244H89ZM126 245H128V243H125V244H123L122 246H126ZM135 245H136V244H135ZM152 245H153V244H152ZM69 246H70V245H69ZM69 246H68V247H69ZM76 246H77V247H76ZM79 246H80V245H79ZM81 246H83V245H81ZM81 246H80V247H81ZM84 246H85V248H86L87 245H84ZM90 246H91V245H90ZM106 246H107V245H106ZM110 246L112 247V245H110ZM129 246H130V245H129ZM142 246H143V245H142ZM144 246H145V245H144ZM144 246H143V247H144ZM153 246H154V245H153ZM158 246H159V245H158ZM74 247H73V249H74ZM80 247H78V249H79ZM96 247H98V246L96 245ZM96 247H95V248H96ZM114 247H115V246H114ZM127 247H128V246H127ZM127 247H126V249H127ZM136 247H137V246H136ZM150 247H152V246L150 245L149 248H150ZM154 247H155V246H154ZM159 247H161V246H159ZM159 247H157V248H159ZM81 248L83 249V247H81ZM81 248H80V250H76V251H79V252L81 253V250H82ZM85 248H84V249H85ZM87 248H91L90 250H93V251H94V249H93L92 247H87ZM87 248H86V249H87ZM107 248H108V246H107ZM152 248H153V247H152ZM104 249H105V250H104ZM109 249H110V247L108 248V250H109ZM113 249H114V248H113ZM121 249H124V248H121ZM121 249H120V250H121ZM129 249L131 250L132 248H129ZM129 249H128V250H129ZM134 249H135V248H134ZM153 249H154V248H153ZM110 250H112V249H110ZM114 250H115V249H114ZM116 250H117V249H116ZM118 250H119V249H118ZM120 250H119V253H118V254H120V252H121ZM135 250H136V249H135ZM144 250H145V249H144ZM146 250H147V248H146ZM150 250H151V249H150ZM159 250H160V249H159ZM65 251H66V250H65ZM69 251L71 252V249H70ZM76 251H75V254L78 255V253H76ZM96 251H97V250H96ZM96 251H94V252H96ZM98 251H99V250H98ZM101 251H100V252H101ZM137 251H139V250H137ZM155 251H158V250L155 249ZM67 252H68V251H67ZM105 252H106V253H105ZM105 252H104V253H101V254H103V255L105 254V255H106V254L109 253L108 251H105ZM107 252H108V253H107ZM114 252H116V251H114ZM114 252H113V250H112V253H114ZM122 252H123V251H122ZM130 252H131V251H130ZM133 252H134V251H133ZM133 252H131V253H133ZM148 252H149V251H148ZM152 252H153V250H152ZM152 252H151V253H152ZM80 253H79V254H80ZM83 253H85V252H83ZM116 253H117V252H116ZM125 253H126V251H125ZM127 253H128V252H127ZM134 253H135V252H134ZM139 253H142V252L139 251ZM149 253H150V252H149ZM151 253H150V255H151ZM156 253H157V252H155V254H156ZM64 254H65V253H64ZM66 254H67V253H66ZM97 254H98V253H97ZM110 254H111V253H109L108 256L111 257ZM118 254H112V255H118ZM121 254H122V253H121ZM121 254L118 255V256H119L120 258H121V256L124 257V256H123L124 253H123L122 255H121ZM129 254H130V253H128L127 255H129ZM145 254H146V252H145ZM145 254H144V255H145ZM105 255H104V256H105ZM125 255H126V254H125ZM134 255H135V254H133L132 256H134ZM138 255H139V254H138ZM138 255H137V256H138ZM142 255H143V254H142ZM146 255H147V254H146ZM132 256H130V257H132ZM152 256H153V255H152ZM65 257H66V256H65ZM76 257H77V256H76ZM91 257H92V256H91ZM96 257H97V256H96ZM116 257H117V256H116ZM140 257H142V256L139 255V256H138V259H139ZM145 257H146V256H145ZM145 257H144V260H142V261H144V263H145V261H148V259H149V258H147V260H146ZM149 257H151V256H149ZM93 258H94V257H93ZM105 258H106V257H105ZM107 258H109V257H107ZM113 258H114V257H113ZM113 258H112V259H113ZM125 258H126V256H125ZM127 258H128V257H127ZM134 258H135V257H134ZM115 259H116V258H115ZM122 259H123V258H122ZM129 259H130V258H129ZM131 259H133V258H131ZM136 259H137V258H136ZM141 259H142V258H141ZM150 259H152V257H151ZM153 259H154V258H153ZM159 259H160V255H159ZM71 260H72V259H71ZM71 260H70V261H71ZM99 260H101V258H100ZM102 260H103V259H102ZM116 260H117V259H116ZM127 260H128V259H127ZM139 260H140V259H139ZM157 260H158V258H156L155 261L157 262ZM160 260H161V259H160ZM75 261H76V259H75ZM75 261H74V263H75ZM111 261H112V260H111ZM121 261H124V260H121ZM137 261H138V260H137ZM68 262H69V260H68ZM68 262H67V263H68ZM80 262H81V260H80ZM80 262H78V263H80ZM105 262H106V261H105ZM113 262H114V261H113ZM113 262H112V263H113ZM125 262H126V261H125ZM133 262H134V260H133ZM138 262H139V261H138ZM138 262H137V263H138ZM158 262H159V261H158ZM160 262H161V261H160ZM69 263H70V262H69ZM84 263H85V262H84ZM120 263H122V262H120ZM128 263L130 264V260H129ZM135 263H136V261H135ZM140 263H142V262H140ZM153 263H154V260H153ZM153 263H152V264H153ZM102 264H103V263H102ZM104 264H105V263H104ZM108 264H110V262H109ZM117 264H118V263H117ZM131 264H132V263H131ZM138 264H139V263H138ZM146 264H148V263H146ZM150 264H151V263H150ZM157 264H158V263H157Z\"/></svg>",
  "mask_w": 264,
  "mask_h": 264
},
{
  "label": "crops",
  "instance_id": "4",
  "mask_svg": "<svg viewBox=\"0 0 264 264\" xmlns=\"http://www.w3.org/2000/svg\"><path fill=\"white\" fill-rule=\"evenodd\" d=\"M99 47H100V45H99ZM68 52H69V50H67ZM67 52V53H68ZM63 53V52H62ZM65 53V52H64ZM63 53V54H64ZM86 53H87V57H86V59L88 60L89 58H88V54L90 53L89 52V50H87L86 51ZM90 57V56H89ZM91 58V57H90ZM90 60V59H89ZM99 62H100V59H99ZM200 81H202V80H200ZM194 82H198V81H194ZM204 93V92H203ZM203 93H202V97L200 96V98H204L203 96H206L207 98H208V92H205V93H207V95H203ZM254 94V93H253ZM252 95V94H251ZM251 95H249V96H251ZM248 96V97H249ZM205 97V98H206ZM205 98H204V104H207L208 103V99H207V102L205 101ZM201 99V100H202ZM226 98L224 97V99L223 98H221V100H222V102H223V100H225ZM212 100V99H211ZM210 100V103L212 102ZM220 100V98L218 99V101ZM227 100V102L229 101V98L228 99H226ZM104 101H105V99H104ZM217 101V102H218ZM217 102H215V103H217ZM219 102H221V101H219ZM218 102V103H219ZM214 103V104H215ZM216 105V104H215ZM224 106H226V105H224ZM229 106V105H228ZM208 109V108H207ZM179 175H184V174H178V176ZM186 175V174H185ZM189 175V174H188ZM177 175H175L174 176V180H175V182L176 183H182V181L180 180V178L179 177H176ZM176 177V178H175ZM177 178H179V179H177ZM186 179H188V181H190V180H193V179H189L188 177L187 178H182V180L183 181H185L186 182ZM178 180H180V181H178ZM178 181V182H177ZM187 181V182H188ZM261 190H264V189H259V190H257L254 194L252 193V195L249 197V199L250 200H258V199H260V196L258 197V193L261 191ZM258 192V193H257ZM257 193V194H256ZM256 196V197H255ZM233 198V199H232ZM235 198V199H234ZM231 199V200H230ZM229 201H231V202H229ZM235 202L237 205H240V203H241V199H240V197H238V195H230V194H228V195H226V196H224L222 199H220L219 200V209L218 208H216V210L214 211V213L212 214L214 217H212V220L214 221V223L216 222V224H219L218 225V228H217V230L213 233V236L214 237H221V236H227L228 235V233H229V230H228V222H229V218H230V215H228V212L226 211L225 212V209L230 205V204H232L233 202ZM222 206V207H221ZM222 208V209H221ZM221 210V211H220ZM222 214L223 213V215L222 216H220L219 217V215L218 214ZM219 218V220H217ZM217 221H218V223H217ZM220 221L222 222V224L220 223ZM222 225V226H221ZM220 227H222V228H220ZM223 229V230H222ZM219 230V231H218ZM221 230V231H220ZM226 230V231H225ZM264 231V229L262 230V233H264L263 232ZM223 234V235H222ZM244 239L245 238H237V239H233V240H231V241H228V239H226V240H223V243L225 244V245H227V244H229V243H231V242H233V243H237V244H241L242 242H244Z\"/></svg>",
  "mask_w": 264,
  "mask_h": 264
},
{
  "label": "flooded vegetation",
  "instance_id": "5",
  "mask_svg": "<svg viewBox=\"0 0 264 264\" xmlns=\"http://www.w3.org/2000/svg\"><path fill=\"white\" fill-rule=\"evenodd\" d=\"M103 62L102 56H101V52H100V63Z\"/></svg>",
  "mask_w": 264,
  "mask_h": 264
}]
</instances>
